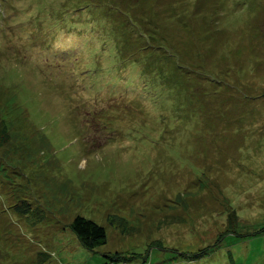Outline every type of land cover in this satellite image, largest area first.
<instances>
[{
  "label": "rangeland",
  "instance_id": "obj_1",
  "mask_svg": "<svg viewBox=\"0 0 264 264\" xmlns=\"http://www.w3.org/2000/svg\"><path fill=\"white\" fill-rule=\"evenodd\" d=\"M0 264H264V0H0Z\"/></svg>",
  "mask_w": 264,
  "mask_h": 264
},
{
  "label": "trees",
  "instance_id": "obj_2",
  "mask_svg": "<svg viewBox=\"0 0 264 264\" xmlns=\"http://www.w3.org/2000/svg\"><path fill=\"white\" fill-rule=\"evenodd\" d=\"M17 210L19 213L25 214L28 208L22 207L17 208ZM69 228L80 246L89 251L96 250L107 242V234L104 226L84 216H76L69 225Z\"/></svg>",
  "mask_w": 264,
  "mask_h": 264
}]
</instances>
